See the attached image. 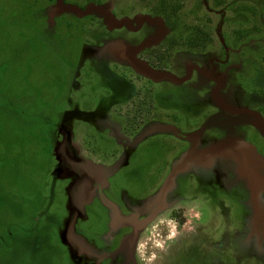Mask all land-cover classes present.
I'll return each mask as SVG.
<instances>
[{"label": "rangeland", "instance_id": "1", "mask_svg": "<svg viewBox=\"0 0 264 264\" xmlns=\"http://www.w3.org/2000/svg\"><path fill=\"white\" fill-rule=\"evenodd\" d=\"M100 1L0 0V264H264V0Z\"/></svg>", "mask_w": 264, "mask_h": 264}, {"label": "flooded vegetation", "instance_id": "2", "mask_svg": "<svg viewBox=\"0 0 264 264\" xmlns=\"http://www.w3.org/2000/svg\"><path fill=\"white\" fill-rule=\"evenodd\" d=\"M96 1V2H95ZM84 1L79 2L75 0H62L63 4H78V6L82 9H86L88 2H94L96 4H102V1ZM58 4V0H48V5L50 6V11H52V7L55 6V4ZM53 12V11H52ZM51 16H49L47 19H49ZM63 19V17L59 19L60 21ZM138 168V172L143 171L141 168L143 167H135ZM137 172V171H136ZM135 173V172H134ZM158 174H160V171H158ZM155 176V174H154ZM149 193H146V195H97V198L95 201L100 203L103 206H106L109 208L110 211L118 210L114 208V204L118 205V208L120 207V210L125 214L129 210L133 212V214H136L138 216H148L150 213H154V208L157 204V199L159 198V195H148ZM182 196V195H178ZM195 197H206L208 200L210 198H214L215 195H193ZM203 213L207 215V217L213 216L215 212H212L209 210V201L208 203H205L203 207ZM112 214V213H111ZM107 229L105 232L99 235L100 238L104 241L105 247L103 249L98 250V252L102 253L101 256H99L98 260H95V264H119L124 263L127 264V257L124 253H119L116 256L112 252L117 247V238L121 231L111 222V218H108V221L106 223ZM229 229V227H228ZM99 231H94V236ZM111 232L110 234H108ZM123 232V231H122ZM222 234L226 237L228 233H226L225 229L223 228ZM197 237V236H196ZM103 250V251H102ZM218 249L217 251H219ZM223 250V249H222ZM95 251V250H94ZM84 252H87L85 249ZM96 252V251H95ZM96 252V254L98 253ZM175 260H172L169 264H217V261L219 259H223V261L226 262L225 258L229 255V245L227 249L223 252V256L220 257V252H216L215 247L213 246V240L206 239L204 237H197L194 238L191 241H185L184 244H182L178 249L175 251ZM96 256V255H95ZM94 260V259H93Z\"/></svg>", "mask_w": 264, "mask_h": 264}]
</instances>
